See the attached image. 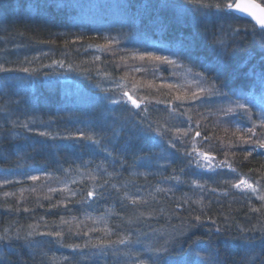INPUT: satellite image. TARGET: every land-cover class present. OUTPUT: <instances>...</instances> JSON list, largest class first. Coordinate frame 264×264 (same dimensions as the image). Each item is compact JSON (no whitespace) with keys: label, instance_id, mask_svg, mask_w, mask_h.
Wrapping results in <instances>:
<instances>
[{"label":"trees","instance_id":"16d2710c","mask_svg":"<svg viewBox=\"0 0 264 264\" xmlns=\"http://www.w3.org/2000/svg\"><path fill=\"white\" fill-rule=\"evenodd\" d=\"M257 1L261 2V0ZM145 2L146 0H120L119 8L123 9L125 15V18L123 17L124 24L120 21L122 25L118 26V22L106 28L103 25L107 19L106 13H108V8H104L106 4L96 2L97 5L94 8L89 3L83 5L74 0H0V63L5 64L6 67H17L18 62L27 58L30 63H25L23 66L36 69L31 77L32 84L27 87L21 83L22 79L28 78L26 73H0V177L4 178L7 175L14 178L13 180L20 181V183L0 187V231L10 225L13 231L16 227L21 226H23L22 231H26L29 224H40V230L46 231L51 230L53 225L60 224L62 216L69 220L75 217L76 220H73L71 225L61 226V230L66 233L64 242L83 244L88 237L69 234V227H71L72 233L78 230L86 231L92 227H103L102 223L94 224L92 219H86L87 216L94 219H107L112 226L121 224L127 227L124 220L132 214L134 206L127 201L122 206L118 198L120 194L110 187L111 183L119 184L127 180L134 181V186L129 185L131 192L147 196L151 191L166 211L174 212L175 215L171 217V223L174 225H179L178 217L189 214L190 206L181 202V197L185 194L191 196L192 199L203 196L205 204L211 200L210 209L206 210L209 211L213 219H217L218 224L223 225L224 215H230L237 223H246L243 217V211L246 209L239 200L240 193H235L236 200H233L232 196L223 197L220 195L221 192L230 190L227 185L220 182L222 179L228 178L227 169H218L216 172H207V174L200 169H189L185 163H182L184 160L182 154L176 153L179 159H176L175 163H171L167 167V171L161 169L158 172L157 164H166L167 162L157 161L154 158L158 155L156 152L150 155L151 138L154 137V134L145 133L141 136L138 122L143 115L140 117L135 115L136 110L130 108V105L128 106L130 110L126 111L124 106L111 105L105 99L106 96L119 94L120 90L116 88L117 83L130 87L133 83L141 84L140 81L145 78V83L151 81L160 86L177 82L168 79L173 70L166 65H162L161 70L156 74L160 79H155L151 71H132L130 67L132 65L143 64L149 68L151 66V62L143 61L139 64L140 60L131 59L132 51L147 50L155 51L157 55H169L168 49L182 51L184 47L191 45L194 55L201 58L207 55L206 48L192 44V37L197 32L204 31L203 24L199 28L195 26L198 17L194 18L193 15H189L181 17L177 22L173 19L172 11L163 12L160 17H157L155 13L150 14L139 7ZM174 2L181 3L182 0H174ZM57 3L70 6L56 7ZM125 5L130 6L125 7ZM85 9H88L87 14L94 17L100 14V17H95L98 25L80 19L84 15ZM103 9L106 12H103ZM123 13L122 16H124ZM131 17L136 18L135 28L128 27ZM159 19H162L167 25L164 30L159 27L157 22ZM217 23H224L226 27L228 24L240 25L242 29L244 27L243 21L235 19ZM208 28L211 31L213 25L209 24ZM119 34L125 36L124 40L127 41L124 43L121 41L119 45H112L115 55L97 50L107 45L105 36L118 37ZM139 35L142 36V40L138 39ZM236 42L239 48L228 70L240 68L243 73L247 71V67H240L241 65L247 62L248 67H251L258 63V47L250 30L247 34L241 32L236 38ZM121 49H125V51ZM97 56L100 57L99 60L96 59ZM253 56L255 59H252ZM56 62L62 63L63 67H58ZM47 65H51V67H46ZM57 67L63 74H60L61 71H58ZM52 69L56 72H53ZM179 70L184 71L183 69ZM101 77L106 81H100ZM5 78H7L8 85L3 88ZM178 82L181 83L180 80ZM247 83L246 77L241 75L240 80L234 86H243ZM155 88L157 86L147 90L141 88L140 94L147 95L153 104L156 99L165 102L157 104L156 108H154L155 104L149 107V119L155 122L154 126H158L157 123L168 121V116L162 112L166 111V104L171 101L172 97L165 95L169 92L167 88L160 87L158 91ZM159 90L163 91L159 92ZM177 94L179 93L173 92V95ZM197 105H199L195 108L197 112L195 110L191 112L195 115L203 113L207 108L205 105H200L199 102ZM184 111V108L180 109V112ZM182 116L177 115L178 118L186 121L187 115ZM197 119L199 120V118ZM13 120L28 122L32 131L21 126L13 127L11 123ZM212 122L209 118L202 119L203 125H208L206 130L202 125V135L213 137L211 141H205L206 144L213 145L210 153L220 160H224V150L220 148L221 141L227 144L229 138L233 141L236 138L225 136L222 130L214 132ZM40 131H48L53 135L56 133L78 135L81 131L85 133L95 131L98 137H102V144L109 150H113V156L123 159L124 167H121L120 163L115 164V171L119 174L115 175L109 185L105 186L107 191L103 199L94 198L87 204L77 202L86 195L90 187L99 186L104 182V177L96 180L90 177L96 170V166L106 159L105 153L82 140L41 137L37 134ZM165 147L167 148L166 143ZM168 150L175 152V149ZM233 151L237 150L233 149ZM227 159L233 162L234 166H238L241 172L250 177L259 178L258 172H249V169L259 168L261 163L255 153L253 157H249L248 161H244L243 155L239 152L235 157L229 155ZM85 165L87 167H84ZM132 165H135V171L157 174L150 175L147 180L142 175L130 176V172L133 170L130 167ZM103 167L107 168L109 172L114 170L110 158L106 159ZM181 167L185 168L184 173L180 172ZM77 169H79V173L81 172L80 178L79 175L74 177L73 180H76L77 183H71L69 188L78 194L70 200L65 199L68 197L67 192L60 191L54 194L44 191L43 193L26 191L23 202L18 200L21 189H31V184H29L31 180L27 178L28 176L37 173L59 176L63 171H77ZM173 170L187 181L193 178L201 179V182H207L209 188L216 187L217 192L205 191L201 193L199 189L189 187L188 184L176 185L175 181L166 179L173 174ZM0 180L2 179L0 178ZM157 185L175 186V195L164 196L162 193H156L155 186ZM100 191H105V189H100ZM6 192L16 193V195L6 197L4 195ZM45 197H51V199H45ZM255 203L259 205V201H255ZM53 204H58V207L52 208ZM229 204L232 205L231 208H229ZM17 206L21 208V211L6 210L8 208L15 209ZM23 207H28L31 211L23 212ZM191 207L196 208L197 206L192 205ZM110 209L115 210L119 215H109ZM81 221L83 223L79 224L78 229L77 224ZM45 222L49 225L47 229L43 227ZM148 223L157 228L166 226L164 220L159 223L151 220ZM133 227L144 228L145 225H133ZM208 227L212 226L205 224L197 230V234H205V238H207ZM146 230L150 231V229ZM90 235L93 239L103 237V233L100 231ZM236 236L237 233L233 229L226 234V238L215 241L222 256L225 255V249L234 248L237 243H240L238 239H233ZM35 239L49 240L50 238L35 237ZM44 250L50 257L54 256L56 260H61L63 256H68L70 260L72 257H76L79 264H92V261H95L96 264H113L115 259L109 255L105 258L94 257L90 261L87 256L81 258L79 252L74 253L71 249L62 247L55 241L47 245ZM85 251L87 252V250ZM239 259L240 257L236 256L233 264H238ZM229 260L232 261V257H229ZM21 262L22 264H39V258L34 260L30 251L21 247L19 256L11 257L9 264H21ZM45 264L48 262L46 261ZM64 264H69V262H64Z\"/></svg>","mask_w":264,"mask_h":264},{"label":"snow or ice","instance_id":"6c2138e0","mask_svg":"<svg viewBox=\"0 0 264 264\" xmlns=\"http://www.w3.org/2000/svg\"><path fill=\"white\" fill-rule=\"evenodd\" d=\"M55 6L68 7L70 5L57 3ZM129 6L125 5V7ZM139 7L150 14L155 13L157 17H160L163 12L172 11L173 19L177 22L180 21L181 17L193 15L194 18H199L195 21L197 28L201 24L204 25V31L197 32L192 37L193 45L203 46L207 49V55H204L203 58L194 55L191 51V45L184 47L182 51L168 49L169 55H157L155 51L147 50L143 52L135 50L130 53V58L133 60L151 62L150 68L145 67L143 64L139 66L132 65L130 66L132 71H151L155 79H160L156 74L161 70L162 65H166L173 70L174 76L176 75L175 69H183L186 77H190V80L186 79L184 84L177 81L160 86L167 88L169 92L165 95L172 97L171 101L166 104V110L170 116L187 115V127L181 129L169 125L162 129L154 126V122L149 119V105L152 101L147 95L140 94V85L136 83H133L130 87L126 84L117 83L116 88L120 90L119 95L106 96L105 99L111 105L124 106L126 111L130 110L128 107L130 105V108L137 110L134 113L137 116L143 114L138 122L141 136L145 133L154 134V137L151 138L150 155L156 152L158 155L154 158L157 161L167 162L166 164H157L158 172L161 169L167 171V167L171 163H175L176 159H179L176 153L182 154L184 158L182 163H185L189 169L196 168L208 172L227 169L228 178L222 179L220 182L227 185L230 190L223 191L220 195L223 197L232 196L233 200H236L235 193H240L239 200L246 209L243 211L246 223H237L230 215H224L223 225L218 224L217 219H213L209 211L206 210L210 209L211 200L205 204L203 196L192 199L191 196L185 194L181 197V202L190 206L189 214L178 217L180 223L174 225L171 223V217L175 215L174 212L166 211L151 191L148 192L147 196L139 195L138 192H131L129 185L134 186V181L127 180L119 184H110L111 189L120 194L118 198L122 206L125 201L134 206L132 214L124 220L127 227L121 224L112 226L107 219H94L87 216L86 219H92L94 224L102 223L103 227H92L86 231L78 230L75 233H72V229L69 227V234L88 237L83 244H79L74 242L65 243L66 233L61 230L62 225H71L73 220H76L75 217L69 220L62 216L60 224L53 225L51 230L46 231L40 230V224H29L26 231H22L23 226L16 227L13 231L10 225L0 231V264H9L11 257L19 256L21 247L27 248L34 260L38 257L39 264H45L46 261L48 264H64V262L79 264L76 257H72L71 260L68 256H63L61 260H56L54 256L50 257L44 249L53 241L62 247L71 249L74 253L79 252L81 258L87 256L90 261L94 257L105 258L111 255L115 258L113 264H233L236 256L240 257L238 264H264V0H261L260 3L255 2V0H248V2H244V0H182L181 3H176L174 0H154V2L153 0H146ZM233 19L243 21V29L240 25L228 24L226 27L224 23H217ZM157 22L161 30H164L167 26L162 19ZM209 24L213 25L211 31L208 28ZM135 25L136 18H129L128 27L135 28ZM249 30L257 43L258 63L253 64L251 67H248L247 62L241 65L240 67H247V71L243 73H241L240 68H233L229 71L231 62L235 59L239 48L236 38L241 32L247 34ZM104 39L108 42L107 45L97 50L115 55V49L112 48V45H119L121 43L120 38L105 36ZM121 50L125 51V49ZM96 59L99 60L100 57L97 56ZM252 59H255V56ZM25 63H30V61L25 58L24 61L18 62L17 67H6L5 64L0 63V73H26L28 78L22 79L21 83L26 87L31 86V77L36 69L24 67ZM56 65L63 67L60 62H56ZM46 67H51V65ZM241 75L246 77L248 83L243 86H234L240 80ZM7 85L8 81L5 78L3 88H6ZM147 86L148 88L155 87L151 81L148 82ZM225 89H228V91H225ZM174 91L179 94L173 95ZM197 102L210 108L215 107V111L209 113V115L216 117L212 122L214 132L222 130L225 136L236 138L235 141L229 138L227 144L221 141L220 148L224 150L223 154L225 156L222 161H216L215 156L211 155L210 149L213 148L211 143L206 145L203 143L204 141H211L213 137L202 135L200 121H197L195 127L192 126L191 112L199 106ZM155 103L165 102L157 99ZM181 108H184L185 111L180 112ZM198 115L204 120L208 119V116L204 113H198ZM11 123L13 127L21 126L32 131L26 121L17 122L13 120ZM203 128L206 130L208 125H203ZM168 133H171V135H168ZM37 134L52 139L85 141L104 152L106 159L110 158L112 160L113 172H109L107 168L103 167L106 159L96 166V170L90 178L96 180L104 177V182L99 186L93 185L90 187L86 195L82 196L80 201H77L78 203L87 204L89 200L94 198L103 199L107 191L105 186L109 185L112 178L119 174L115 171V164L120 163L121 167H124L123 159L113 156V150H109L102 144V137H98L95 131L91 133L81 131L78 135L71 133L68 135L61 133L53 135L48 131H40ZM197 137L200 140H197ZM168 149H175V152ZM233 149L237 151H233ZM237 152L243 155L244 161H248L249 157H253L254 153L256 154V157L261 160L260 166L257 169H249V172H258L259 178L250 177L248 174L241 172L238 166H234V163L227 159L229 155L235 157ZM84 167H87V165ZM130 167L133 169L130 176L142 175L147 180L150 175L157 174L135 171V165ZM184 171L185 168L181 167L180 172L184 173ZM27 178L32 181L40 179L37 175H30ZM166 179L175 181L176 185L188 184L189 187L199 189L201 193L205 191L217 192L216 187L209 188L207 182H201V179L193 178L190 181L182 179L181 175L176 174L175 170ZM13 183H20V181L10 179L6 175L3 180H0V187ZM71 183L75 184L77 181L72 180ZM100 189H105V191H100ZM175 190V186H155V192L162 193L164 196H169V194L174 196ZM26 191L35 192L36 188L21 189L18 197L21 203L25 198L24 193ZM48 191L52 193L57 191L67 192L68 197H65V199L69 200L78 194L69 188L67 184L62 188L49 187ZM4 195L6 197L15 196L16 193L6 192ZM45 199L50 200L51 197H45ZM255 201H259V205ZM192 205L197 207L192 208ZM231 206L229 204V208ZM51 207L56 208L58 204H53ZM6 210L19 212L21 208L17 206L15 209L8 208ZM22 211L29 212L31 209L23 207ZM108 214L111 216L119 215L118 212L112 209L109 210ZM151 220L157 223L164 220L166 226L153 227L151 223H148ZM80 223L83 222L77 224L78 229ZM140 224H144L145 227H133V225ZM205 224L212 226L206 230L207 238H205V234H197V230ZM43 227L49 228L47 222ZM146 229H150V231ZM233 229L237 233V236L233 239H238L240 243H237L234 248L225 249V255L222 256L221 250L216 246L215 241L226 238V234ZM97 231L102 232L103 237L93 239L90 234ZM35 237H49L50 239L37 240ZM229 257H232V261L229 260ZM92 264H96V262L92 261Z\"/></svg>","mask_w":264,"mask_h":264},{"label":"rangeland","instance_id":"374dc122","mask_svg":"<svg viewBox=\"0 0 264 264\" xmlns=\"http://www.w3.org/2000/svg\"><path fill=\"white\" fill-rule=\"evenodd\" d=\"M74 1H76V3H82L83 5L86 4V3H89L94 8L96 7L97 3L98 4L99 3L100 4H106V6H104V8L105 7L108 8V13H106V18L107 19H106V21L103 24L104 26H106V28H109L110 27L109 25H111V24H117L118 22H119L118 23V26L124 24L123 17L125 18V15L123 13V9L121 10L119 8L120 7L119 6L120 0H74ZM87 12H88V9H85L84 10V15L80 19H83V20L85 19V20L89 21L90 23H94V24L96 23L98 25V21L95 19V17H100V14H99V16H95L94 17L93 15L87 14ZM103 12H106V10L103 9ZM122 13H123L124 16H122ZM92 18H94V19H92ZM120 21H121L122 24L120 23ZM121 36L122 35H120V34L118 35V37L120 38V40L122 41V43H124L125 41H127V40H124L125 39V36H122V37ZM138 39H141L142 40V36L140 37V35H139L138 36ZM141 63H143V62L140 61L139 64H141ZM56 69H58V71H61L58 67ZM52 70H53V72H56L54 69H52ZM175 72H176V75L175 76L173 75V72L170 73L171 75L168 78L169 80H171V81H179L180 80L181 84H184L185 81H186V79L187 80H190V77H186L185 71H181L179 69H175ZM60 74H63L62 71H61ZM145 79H142L140 81V79L138 78V80L141 82V84H139L140 85V89L141 88L142 89L144 88V90L149 89L148 86H147L148 85V82L145 83ZM100 81H106V80L101 77L100 78ZM154 86H157V88H155L156 91H157V89L160 88V85H158L156 83H154ZM160 91H163V90H159V92ZM116 95L118 96L119 94L116 93ZM154 104L151 103L149 105V107H151V106L154 105V108H156L155 106H157V104L155 103V101H154ZM194 110L196 111L195 108H194ZM214 111H215V107H211V108L210 107H207L206 109H204L203 113L206 116H208L209 119H211L212 121H214L216 119V117L214 115H209L210 112H214ZM162 113H165L166 116H168L167 123H165V122L162 123V122H159L158 121L160 125L158 123L156 124L158 126H161L162 129L165 128V127H167V126H169V124L170 125H174L176 127H180L181 129L187 127V124H188V116L186 117L187 118L186 121H183L184 119L182 120V118L181 119L178 118L177 115L170 116V114H169V112L167 110L164 111V112H162ZM141 115H143V114H141ZM178 116L183 117L182 115H178ZM191 116H192V120H191L192 126L195 127L197 121H200L201 127H202V125H203L202 119L203 118H201L200 115H195L194 113H191ZM194 116H195V118H194ZM162 117H164V116H162ZM197 118H199V120ZM193 135H194V133H193ZM196 139L197 140H200L199 137H197ZM177 143H179V142H177ZM203 143L206 145V142L205 141ZM211 155H212V153H211ZM213 156H215V155H213ZM215 158H216V161H222L217 156H215ZM204 172L207 174L208 171H204ZM80 174H81V172L79 173V171H76V170H69V171H65V172L63 171V173L59 174V176L58 175H53L52 176L51 174H48L47 175V174L37 173V174H32V175H37V176L40 177V179L37 180V181H32L31 180L29 184H31L30 185V188H36V191L35 192H38L39 191L38 193H43V191H44V192H47L48 194H54V193H57L58 191L57 192H54V193L49 192L48 191V188L49 187H51V188H62V187H64L65 184H67L68 187H69L70 184H71V181L74 179V177H76V176L79 175V178H80ZM0 178L2 180L4 179L2 176ZM9 178L10 179H14V178H11V177H9Z\"/></svg>","mask_w":264,"mask_h":264},{"label":"water","instance_id":"95a60500","mask_svg":"<svg viewBox=\"0 0 264 264\" xmlns=\"http://www.w3.org/2000/svg\"><path fill=\"white\" fill-rule=\"evenodd\" d=\"M244 2H248V0H244ZM255 2L260 3V2H258L257 0H255Z\"/></svg>","mask_w":264,"mask_h":264}]
</instances>
